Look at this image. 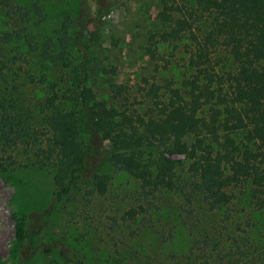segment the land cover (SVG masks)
Returning a JSON list of instances; mask_svg holds the SVG:
<instances>
[{"label":"trees","instance_id":"1","mask_svg":"<svg viewBox=\"0 0 264 264\" xmlns=\"http://www.w3.org/2000/svg\"><path fill=\"white\" fill-rule=\"evenodd\" d=\"M44 1L57 6L54 0ZM44 1L32 2L36 21L20 7L23 23H31L2 33L3 42H14L15 53L0 64V177L35 167L51 173L58 199L89 181V194H103L110 178L97 168L108 163L137 179L147 194L183 192L187 186L208 210L223 212L233 199L229 190L246 186L250 205L263 215L264 224V0H158L159 29L150 39L174 43L189 32L195 42L189 56L192 73L182 91L172 88L166 99L155 94L154 109L144 115L119 111L87 83L106 69L90 57L85 32L112 6L76 0L74 14L68 13L58 28L60 35L40 41L34 27L42 21ZM11 8V0H0L1 10ZM201 25L198 40L194 29L201 31ZM30 53L38 60L27 59ZM220 53L230 61L222 74L211 61ZM48 60L66 69V87L47 78L43 68ZM172 154L187 161L186 177H181L187 185L179 181ZM128 214L133 218L137 212ZM28 223L26 217L16 222V264L31 256L25 252L32 238ZM169 234L175 240L183 233L176 228ZM210 240L194 238L192 246L213 257L220 241L211 249ZM251 247L255 258L264 254L261 241L247 236L235 240L224 255H243ZM62 250L73 257L70 247Z\"/></svg>","mask_w":264,"mask_h":264},{"label":"rangeland","instance_id":"2","mask_svg":"<svg viewBox=\"0 0 264 264\" xmlns=\"http://www.w3.org/2000/svg\"><path fill=\"white\" fill-rule=\"evenodd\" d=\"M11 1L13 8L0 9V64L15 53L14 42H3L2 33L17 31L38 19L33 0ZM75 1L66 0L65 4L54 0L57 6L44 1L42 21L34 27L41 35L38 40L50 37L54 41L60 35L58 28L68 13L74 14L71 10L75 9ZM99 3L112 7L85 32L84 39L90 47V57L106 69L87 82L97 95L119 111L144 115L154 109L155 94L166 99L172 88L182 91L192 73L189 56L195 42L188 38L189 32L177 42L155 44L150 36L159 29L158 0ZM20 7L28 11L31 22L23 23ZM200 27L201 31L194 29L198 40H202L204 31V26ZM71 52L75 55L74 49ZM26 58L38 60L32 53ZM228 58L225 53L212 56L215 71L226 72L230 66ZM19 64L16 61L14 67ZM43 70L49 80L54 78L63 87L70 82L59 62L48 60ZM171 157L178 160L180 183L187 185L181 179L186 177V159L180 154ZM97 172L109 175L105 193L89 194V181L60 199L53 196L52 175L48 171L30 167L11 172L8 179L0 177V264L17 263L16 222L23 217L28 218L32 230L31 243L25 250L31 256L25 264H264V254L259 258L250 254L254 247L244 248L247 253L243 255L238 251L232 256L224 255L235 240L240 242L247 236L264 245L263 215L250 205L248 187L229 190L233 199L225 212L210 211L196 195H189L187 186L183 192L163 190L147 194L137 179L108 163L97 168ZM131 209L137 212L133 218L128 214ZM176 228L183 234L171 240L169 233ZM204 237L213 239L211 249L215 241H220V249L215 248L217 254L213 257L207 249L203 252L192 246L194 238ZM65 247L74 252L72 258L63 255Z\"/></svg>","mask_w":264,"mask_h":264}]
</instances>
